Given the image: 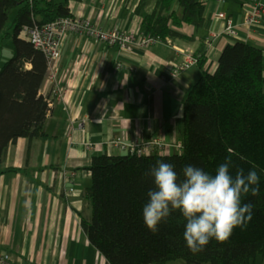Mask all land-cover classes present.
Here are the masks:
<instances>
[{
	"label": "crops",
	"instance_id": "1",
	"mask_svg": "<svg viewBox=\"0 0 264 264\" xmlns=\"http://www.w3.org/2000/svg\"><path fill=\"white\" fill-rule=\"evenodd\" d=\"M155 1L147 0L142 12L150 13ZM198 1L204 6L202 28L182 23L173 28L184 38H165L133 51L80 33L67 34L57 75L63 96L53 92L46 77L39 91L49 108L45 134L10 145L3 167L20 171L0 174V250L10 255L12 264H108L81 226V217L90 216L85 193L91 158L120 153L109 144L116 138L137 143L160 138L162 149L155 152H180L175 147L181 142L176 123L200 70L195 61L173 72L196 59L200 45L202 69L208 73L214 72L221 50L234 42L260 49L264 63V16L247 21L253 0ZM138 2L76 0L69 2V9L72 16L102 29L145 34ZM171 10L179 12L176 2ZM219 13L225 18L216 17ZM226 18L236 26L234 38L222 34ZM70 172H75L73 180ZM69 184L74 193L65 197Z\"/></svg>",
	"mask_w": 264,
	"mask_h": 264
},
{
	"label": "trees",
	"instance_id": "2",
	"mask_svg": "<svg viewBox=\"0 0 264 264\" xmlns=\"http://www.w3.org/2000/svg\"><path fill=\"white\" fill-rule=\"evenodd\" d=\"M76 0H0V54L7 40L11 56L0 66V174L20 171L4 168L7 149L19 138L44 136L49 111L47 98L40 94L47 62L33 47L27 31L34 25L71 17L69 2ZM176 2L179 12L171 10ZM147 0H139L136 12L141 30L152 38H184L173 27L182 23L196 30L204 24V6L198 0H156L150 13L142 12ZM13 13L9 21L10 14ZM196 51L200 73L182 101L177 121L181 134L179 153L146 155L120 152L91 158L90 185L85 196L90 216L81 217L88 241L108 264H166L182 259L184 264H253L264 258V63L260 49L243 42L226 45L212 73ZM231 155L235 174L255 170L260 193L248 194L242 203H251L252 219L247 227L235 228L226 243L212 239L203 251L193 254L183 238L184 219L173 212L153 234L143 220L147 192L154 187L144 173L157 160L174 165L182 178L186 165L214 173Z\"/></svg>",
	"mask_w": 264,
	"mask_h": 264
},
{
	"label": "clouds",
	"instance_id": "3",
	"mask_svg": "<svg viewBox=\"0 0 264 264\" xmlns=\"http://www.w3.org/2000/svg\"><path fill=\"white\" fill-rule=\"evenodd\" d=\"M233 167L229 155L214 173L186 165L181 178L173 164L157 160L144 173L154 184L142 209L145 226L155 234L161 222L179 211L185 222L183 238L193 254L203 251L212 239L226 243L235 228L245 229L252 219L254 206L242 203V198L260 193L255 170L245 173L237 168L233 175Z\"/></svg>",
	"mask_w": 264,
	"mask_h": 264
},
{
	"label": "built area",
	"instance_id": "4",
	"mask_svg": "<svg viewBox=\"0 0 264 264\" xmlns=\"http://www.w3.org/2000/svg\"><path fill=\"white\" fill-rule=\"evenodd\" d=\"M264 16V0H253L250 7V12L247 18L248 22H256ZM216 17L225 18L223 13H219ZM80 33L94 40L106 42L110 45H116L120 51H133L147 47L160 40L152 38L147 33L137 34L133 31L125 33L114 27L112 29H102L93 25L87 18H79L76 16L59 18L53 22L34 25L27 31V38L33 47L43 53L47 62V70L45 77L52 82L53 92L63 96L60 87L58 86V63L61 57V48L63 41L68 33ZM223 35L234 38L236 37V26L232 20L226 18ZM196 59L190 58L183 62L173 73H177L189 64L194 63ZM51 105V104H50ZM67 129L70 128V123L67 124ZM112 149L118 152H127L130 154L146 155L162 149L160 138H153L146 142H126L122 138H116L109 142ZM86 147H92L87 144ZM177 149H181V143L175 145ZM158 152V151H157ZM68 177L73 180L75 172L68 173ZM74 193L73 185L65 187L64 196ZM0 264H12L10 255L0 250Z\"/></svg>",
	"mask_w": 264,
	"mask_h": 264
},
{
	"label": "rangeland",
	"instance_id": "5",
	"mask_svg": "<svg viewBox=\"0 0 264 264\" xmlns=\"http://www.w3.org/2000/svg\"><path fill=\"white\" fill-rule=\"evenodd\" d=\"M61 1V0H58ZM11 16L9 17V21L12 19L13 13L10 14ZM11 49H12V44L10 40H7L4 43V46L1 50V54H0V66L2 65V63H4L6 60L9 59V57L11 56ZM167 264H183L184 261L182 259H176V260H170L166 262ZM203 264H207V263H203ZM253 264H264V258H262L261 256H257L256 259L254 260Z\"/></svg>",
	"mask_w": 264,
	"mask_h": 264
}]
</instances>
